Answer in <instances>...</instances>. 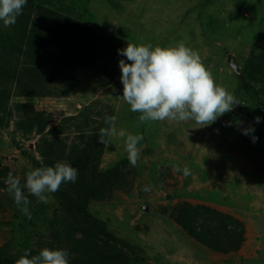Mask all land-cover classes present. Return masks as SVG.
I'll list each match as a JSON object with an SVG mask.
<instances>
[{"label": "rangeland", "instance_id": "1", "mask_svg": "<svg viewBox=\"0 0 264 264\" xmlns=\"http://www.w3.org/2000/svg\"><path fill=\"white\" fill-rule=\"evenodd\" d=\"M29 3L88 25L95 33L96 60L90 67H63L61 72L70 77L64 85L50 83L51 95L20 96L16 81L21 68L31 65L24 57L25 41L20 49L22 35L17 41L14 27L0 20V64L1 58H18L5 73L0 66V173H12L23 186L26 174L42 167L35 151L40 136L24 131L32 111L43 114L45 136L59 148L83 143L106 116H115L116 132L106 137L98 171L103 174L123 159L126 171L87 203L85 213L102 222L131 263L264 264V127L254 120L263 116L255 100L260 83L243 76L248 46L264 31V0H27L22 12L27 13ZM181 41L198 52L215 82L239 104L206 127L191 120L141 123L140 113L130 111L121 96L118 61L131 62L118 50L127 43L174 47ZM36 63L38 71L49 66ZM60 125L65 132L56 134ZM249 126L254 132L242 134ZM128 134L143 136L135 167L125 151ZM23 191L30 201L28 216L7 190H0V249L8 255L24 253V244L57 250L69 223L58 200L62 186L46 193L47 204ZM178 204L202 206L241 221L238 248L220 253L196 241L170 217Z\"/></svg>", "mask_w": 264, "mask_h": 264}, {"label": "trees", "instance_id": "2", "mask_svg": "<svg viewBox=\"0 0 264 264\" xmlns=\"http://www.w3.org/2000/svg\"><path fill=\"white\" fill-rule=\"evenodd\" d=\"M12 26L13 35L17 41L22 35L19 48H22V41H25L23 43L26 54L24 57H28L29 64H31L21 68L16 81L20 96L51 95V91L47 90L50 83L64 85L70 77L69 73L61 72L63 67L71 70L77 66L94 65L96 60L95 33L81 21L59 15L57 11L42 7L41 4L29 3L27 13L23 11ZM248 49V62L244 66L243 76H246V80L250 78L260 83L255 100L257 99L256 103L260 104L258 107L262 109L263 116L260 124L264 127V31L251 47L248 46ZM18 53L21 51L18 50ZM50 59L52 61L49 62ZM13 60L17 63L18 58L15 56L7 59L1 58L0 66L3 67V73ZM36 61L39 64L46 61L49 66L38 71L34 68V65L38 64ZM10 79L14 82L11 77ZM3 93L0 92L1 95ZM20 108L26 109L23 106ZM31 117L24 131L29 130L40 136L35 144V151L41 157V166H54L56 162L66 161L78 170L74 183L61 184L63 192L58 200L66 211V219L69 223L65 228L67 233L60 234L58 249L65 248L69 253V264H133L129 256L117 248L115 245L117 240L106 231L102 222L85 213L87 203L111 188V183L121 177L128 164L127 160L123 159L103 174L99 173V160L107 137H104L105 143L99 142L100 129L109 127L105 124V119L97 129L98 131L91 133L83 143L59 148L45 136L47 120L43 114L32 111ZM54 131L56 134H62L65 129L60 125ZM0 174V190H7L8 186L5 183L9 173L6 171ZM170 217L196 241L215 252L235 251L243 238L244 225L241 221L217 211L208 212L202 206L178 204L171 210ZM17 231L22 234L23 226L19 225ZM24 246L25 251L27 250L30 254L29 258L38 255L42 250L33 249L29 245L26 247L25 244ZM50 250L56 249L50 248ZM24 253L8 255L0 249V264H14Z\"/></svg>", "mask_w": 264, "mask_h": 264}, {"label": "clouds", "instance_id": "3", "mask_svg": "<svg viewBox=\"0 0 264 264\" xmlns=\"http://www.w3.org/2000/svg\"><path fill=\"white\" fill-rule=\"evenodd\" d=\"M27 0H0V20L5 27L12 26L22 14ZM118 54L127 58L118 61L122 83V98L130 106V111L140 113L139 121L176 122L194 121L199 127L210 126L219 117L233 110L239 102L223 86L218 85L207 69L197 51L187 47L183 41L174 47H160L144 44L127 43ZM117 117L106 116L105 124L109 128L100 129V143L104 137L114 135ZM260 123L261 117L254 118ZM242 123V122H238ZM242 134L249 135L254 128L241 129ZM141 134H128L125 151L129 163L135 167L140 157L138 143ZM257 138L252 136L253 142ZM185 175L188 170H184ZM78 170L66 161L56 162L54 166L35 168L26 174V183L22 186L18 177L12 173L7 177V192L13 197L20 211L28 216L30 201L23 189L48 203L46 193H55L61 184L74 183ZM26 250L14 264H69L66 250L42 249L38 255L31 256Z\"/></svg>", "mask_w": 264, "mask_h": 264}, {"label": "water", "instance_id": "4", "mask_svg": "<svg viewBox=\"0 0 264 264\" xmlns=\"http://www.w3.org/2000/svg\"><path fill=\"white\" fill-rule=\"evenodd\" d=\"M230 65H231V68L237 72V67H236V65L234 63L233 58L230 59Z\"/></svg>", "mask_w": 264, "mask_h": 264}]
</instances>
